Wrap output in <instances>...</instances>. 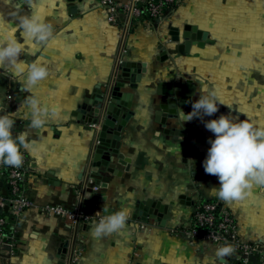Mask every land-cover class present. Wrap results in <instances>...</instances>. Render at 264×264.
I'll return each mask as SVG.
<instances>
[{
	"label": "crops",
	"instance_id": "obj_1",
	"mask_svg": "<svg viewBox=\"0 0 264 264\" xmlns=\"http://www.w3.org/2000/svg\"><path fill=\"white\" fill-rule=\"evenodd\" d=\"M34 7L53 23L55 40L29 46L20 59L39 58L48 64L50 75L36 93L44 104L59 108L60 116L50 118L39 130L27 128V108L16 118L14 135L29 130V139L44 146L41 151H26L31 167L25 192L38 206H82L91 211L107 206L103 215L128 207L131 216L120 233L95 237L90 229L94 222L71 226L37 209L14 216L5 207L2 212L8 229L17 232L19 247L11 259L0 257V264H72L78 245L83 249L76 264H212L218 245L179 229L190 221L197 200L218 199L208 189L219 187V179L203 167L209 140L215 139L204 121L231 113L239 120L264 124V0H182L157 21L123 17L120 26L108 22L99 0H35ZM31 12L24 0L10 4L0 0V38L18 24L17 15ZM187 26L206 33L207 41L181 51ZM122 50H127L123 57ZM120 59L139 67L134 70L138 81L119 79ZM122 81L130 107L122 110L118 122L129 118L110 172L94 162L98 126L88 120L97 114L86 110L80 120L74 115L97 93L105 94ZM162 84H186L192 102L200 98L201 87H207L226 105L203 121L194 118L184 123L179 113L192 111L188 101L177 108L176 117L166 118L159 112L167 113L171 102L159 94ZM30 94L22 90L11 67L0 66V115L17 111ZM180 97L175 92L176 102ZM191 132L197 133L196 139H190ZM94 166L99 167L102 185L91 193ZM7 193L0 180V196ZM148 203L152 211H164V225L157 218L144 219L143 210L134 218L136 207ZM226 206L241 240L264 250V186L254 187L246 200ZM251 262L262 264L258 256Z\"/></svg>",
	"mask_w": 264,
	"mask_h": 264
},
{
	"label": "clouds",
	"instance_id": "obj_2",
	"mask_svg": "<svg viewBox=\"0 0 264 264\" xmlns=\"http://www.w3.org/2000/svg\"><path fill=\"white\" fill-rule=\"evenodd\" d=\"M11 2L12 0H6V3ZM24 3L32 9L31 14L17 15L18 24L9 30L7 36L0 38V66L11 67L13 75L19 78L22 90L31 93L22 101L17 111L0 115V163L17 169L24 164V151L36 152L44 147L38 140L29 139V130L14 135L16 118L20 112L27 108L30 120L27 128L36 130L44 128L50 118L60 116L59 108L44 104L36 93L37 87L50 75L48 64L39 58L31 62L20 59L27 53L29 46L37 47L54 42V25L35 9V0H24ZM17 31L19 37L16 35ZM189 103L192 111L185 114L181 110L179 113L184 123L194 118L203 121L205 116L217 113L220 105H226L215 90L207 87H201L200 98ZM204 124L215 139L209 140L211 147L203 167L206 174L217 176L220 182L219 187L208 189L209 195L227 204L246 200L254 187L264 186V124L250 118L239 120L231 113L204 121ZM102 212H108L107 206L96 212L100 219L90 226L95 237L120 233L126 228L131 216V209L128 207L107 215H101ZM235 252L236 248L232 244L218 246L212 264L217 261L227 264L226 258Z\"/></svg>",
	"mask_w": 264,
	"mask_h": 264
},
{
	"label": "built area",
	"instance_id": "obj_3",
	"mask_svg": "<svg viewBox=\"0 0 264 264\" xmlns=\"http://www.w3.org/2000/svg\"><path fill=\"white\" fill-rule=\"evenodd\" d=\"M182 0H130L129 4H120L117 0H99V4L107 12L108 22L113 26H120L123 17L130 19H147L157 21L164 13L176 7ZM127 54L122 50L121 57ZM123 63L120 59V64ZM13 99V95L7 97ZM22 151H24L22 149ZM24 164L21 168H12L0 163V180L8 189L7 195L0 196V257L9 260L18 251L19 241L17 232L8 229L7 219L2 212L8 208L14 216H20L25 211L37 209L40 214L56 216L64 219L71 226L98 222L100 217L97 211L87 210L82 206L42 205L38 206L31 200L24 189L26 175L31 167V160L24 151ZM99 186L93 185V191H98ZM101 215H103L101 213ZM179 231L192 237L211 241L216 245L232 244L236 252L227 257V264H252L251 258L258 256L264 264V250L259 246L244 242L239 236L238 224L225 202L221 200L205 201L199 199L194 204L190 221ZM82 246L78 245L73 250L72 264H76Z\"/></svg>",
	"mask_w": 264,
	"mask_h": 264
},
{
	"label": "water",
	"instance_id": "obj_4",
	"mask_svg": "<svg viewBox=\"0 0 264 264\" xmlns=\"http://www.w3.org/2000/svg\"><path fill=\"white\" fill-rule=\"evenodd\" d=\"M176 38L174 40H179V33H175ZM183 40L185 41V44L183 46H180V50H186L189 51V48L193 43H196L199 46H202L204 41H207V34L204 32L197 31L195 28H190V26H187L185 28V31L183 33ZM139 69V67H135L134 64L129 63H121L120 70L121 74L119 75V79L123 80L124 82H130L135 83V81L139 80V75H136L134 70ZM140 74V73H139ZM117 82L112 86V88L107 91L105 94H98V96H95L93 99H90L86 101V104L83 105L81 108L78 109L76 114V118L80 120V117L85 115L84 111L87 110V112L93 111V113L97 114V117L89 118L88 122L93 125L98 126V137L96 142V148H95V156H94V162L100 163L102 168H105L110 171V169H113L114 165L110 164L112 160L113 154L118 153V145H119V136L120 132L122 130V127L125 126L127 119L129 118V115L125 116L123 120L119 123V119L122 115V110L124 108L128 109L130 107L129 104V98L130 95L125 94L122 92V89L124 87V82ZM189 84H192L189 82ZM166 84H162L159 86V88H162L159 90V94H162L164 96H167L166 101H170L171 103H168V112H159V115H166V118H172L177 116V108L178 107H184L187 105V102L190 99V96L192 95L191 91H188L189 87H187L186 84L175 87V86H165ZM175 92H178L181 94L180 99L178 102L174 100L173 96L175 95ZM165 104V101L162 102V105ZM164 110V108L162 107ZM164 113V114H163ZM172 134L178 135V131H173ZM195 132L190 133V139H196L195 138ZM109 136V137H108ZM120 158H122L120 156ZM94 172L93 177L95 178V185L101 186V177L97 174L99 171L98 166H94ZM100 168V171H103L104 169ZM112 171V170H111ZM110 171V172H111ZM89 192L93 193V189H89ZM147 206H140L138 205L135 210L134 218H138V213L140 210H143V216L144 219L146 218H157L158 221L164 225L165 221V213L164 211L160 210L157 212L155 210L152 211L151 207L152 204L148 203ZM163 210V209H162ZM62 260H64V256L61 257Z\"/></svg>",
	"mask_w": 264,
	"mask_h": 264
}]
</instances>
